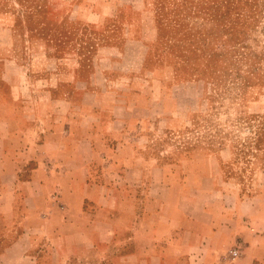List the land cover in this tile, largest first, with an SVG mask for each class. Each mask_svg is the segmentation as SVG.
<instances>
[{"label": "crops", "instance_id": "0c3cea01", "mask_svg": "<svg viewBox=\"0 0 264 264\" xmlns=\"http://www.w3.org/2000/svg\"><path fill=\"white\" fill-rule=\"evenodd\" d=\"M118 30L106 65L96 54L82 74L75 58L54 83L45 77L53 106L9 107L21 122L0 119V264H264V186L240 196L212 186V173L173 169L190 156L156 148L147 125L171 95L143 86L175 78L132 74L148 51L138 63L126 52L152 39L134 24ZM15 82L5 81L0 103L20 96ZM201 158L222 161L207 150Z\"/></svg>", "mask_w": 264, "mask_h": 264}, {"label": "rangeland", "instance_id": "374dc122", "mask_svg": "<svg viewBox=\"0 0 264 264\" xmlns=\"http://www.w3.org/2000/svg\"><path fill=\"white\" fill-rule=\"evenodd\" d=\"M123 24L141 27L144 38L152 39L148 47L137 43L136 50L126 52L125 58L138 63L148 51L144 69L138 72L133 63L132 74L175 78L173 86L162 87L157 80L150 88L143 86L171 95L164 103L158 98L156 113L147 123L154 146L170 150L174 160L182 153L190 156L185 162L174 161L173 169L184 164L215 175L212 186L240 196L260 194L264 0H0V92L6 91L5 81L18 78L13 85L20 94L10 104L0 103V119L18 116L6 112L9 107L53 106L41 90L45 77L54 83L55 74L72 67L75 58L82 63V74L96 54L106 65L111 50L107 46L121 43L118 29ZM65 54L67 64H61L58 59ZM124 61L127 69L129 61ZM164 108H169L168 122ZM206 150L222 161H203Z\"/></svg>", "mask_w": 264, "mask_h": 264}, {"label": "built area", "instance_id": "2783aa9c", "mask_svg": "<svg viewBox=\"0 0 264 264\" xmlns=\"http://www.w3.org/2000/svg\"><path fill=\"white\" fill-rule=\"evenodd\" d=\"M230 253H231L232 255H236L237 250H234V249H233V250L230 251Z\"/></svg>", "mask_w": 264, "mask_h": 264}]
</instances>
